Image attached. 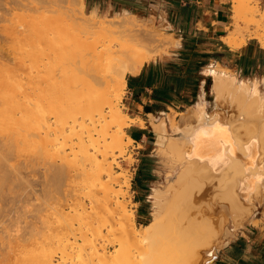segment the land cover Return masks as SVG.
I'll use <instances>...</instances> for the list:
<instances>
[{"label":"rangeland","instance_id":"obj_1","mask_svg":"<svg viewBox=\"0 0 264 264\" xmlns=\"http://www.w3.org/2000/svg\"><path fill=\"white\" fill-rule=\"evenodd\" d=\"M252 5L264 10V0H252ZM174 6L171 0H153L143 13L99 14L97 19L104 22L106 28L117 30L113 33L114 39L134 28L159 31L167 37L169 44L155 59L177 61L184 52L186 40L198 37H186L181 25L172 24L178 10L173 9ZM232 9L231 0V30L222 40L226 44L231 42L235 49L250 37L243 28L247 27L251 15L247 12L235 14ZM91 15L94 14L84 10V0H0V264H32L46 252L53 254L54 261L58 263L60 258L56 250L67 239L75 242L69 246L71 252L87 255L90 246L81 238V233L86 232V226L91 222L93 231H102L104 235V239L98 240L100 244L108 242L106 240L114 241L113 244L108 243L109 254H112L121 248V241L126 239L125 229L133 238L153 221V200L149 198L153 187L164 193L171 191L169 197L174 199L179 192L188 187L191 189V181L197 183L193 190L199 194L194 191V195H200L196 186L204 182V187H207L202 191L209 194L206 195L208 198L202 199V203L210 205L201 206L199 201L194 209V217L201 223L197 220L198 223L192 226L194 232L187 240L194 239L195 245L180 246L168 224H165L151 247L141 250L136 247L134 254L145 251L144 255L151 259L152 264H207L211 260H215L212 264H235L228 249L238 239L244 238L245 259H264L263 195L258 193L259 197L250 206L243 208L235 202H232L235 206H230L231 200L224 197L227 188L222 190L218 181L210 184L199 172L190 171V166L184 161L171 167L173 164L168 159L166 163V158L160 154V145L173 134L172 126H184L195 121L193 107L201 96L207 109L211 110V79L202 73L204 67L217 60L224 65L228 50L220 47L214 38L216 35L208 38L210 33L203 34L202 40L206 43L197 48L199 56L194 57V60L203 62L200 71L202 80L194 94L190 95L191 105L180 102L175 109H167L166 113L144 114L143 109L132 102L126 87L118 95H113L116 99L113 102L111 96H99V106L89 112L94 99L87 96L86 81L77 79L70 87L65 81L74 64H81L83 55L89 56L91 44L101 43L98 50L102 51L104 43H108L110 38L105 36L110 32L105 34L104 30L89 36ZM104 36L106 40L103 41ZM176 37L180 38L179 45L174 43L173 38ZM88 43H91L89 51L85 49ZM261 92L264 94V87ZM111 105L114 106V115L110 111ZM229 105L225 100L223 112H227L228 119L235 126L239 125L236 128L244 133L239 106L232 108ZM101 110L104 116L100 114ZM185 110L189 114L184 115ZM165 119L168 133L164 136L158 128L161 120ZM253 123L250 125L255 129L257 123ZM137 124L143 128L147 126L146 131L150 130L151 137L146 142L130 137L134 134L133 126ZM121 125L124 134L119 132ZM63 135L71 136L72 141L66 144ZM113 138L121 141L122 149L108 146ZM80 140L87 145L92 159L83 158L78 151ZM71 142L74 148L69 145ZM95 160L100 165H93ZM142 164L151 171L152 177H146L140 183L137 178ZM103 168H110L111 172H103ZM98 172L101 174L99 184L93 187L90 181L99 178ZM187 176L190 178L187 179ZM102 184L110 190L108 204L104 202V191L99 189ZM168 186L171 187L169 191L166 190ZM219 195L224 198L220 199ZM223 203L229 206L230 214L219 210L216 216L210 218L215 221H210L209 227L215 225L217 228L211 226V234L215 236L207 238L208 242H213L207 244L205 240L210 231L208 226V230L203 227V210ZM250 207L253 209L248 210ZM126 218L130 222L126 223ZM225 238L228 239L223 245Z\"/></svg>","mask_w":264,"mask_h":264},{"label":"bare ground","instance_id":"obj_2","mask_svg":"<svg viewBox=\"0 0 264 264\" xmlns=\"http://www.w3.org/2000/svg\"><path fill=\"white\" fill-rule=\"evenodd\" d=\"M232 1V11L235 14L247 12L251 15V19L247 23V27L243 28V31L249 34L250 37L260 41V43H262V46L264 47V10H261L258 6L252 5V0ZM91 19L90 20L92 21V26L88 28L89 36H94L102 30L105 31V34L106 32H110V34L108 35L103 34L107 37H110L108 38V43H104L102 51L98 50V46L101 43L97 45L91 44L92 42L88 43L86 45L87 48L85 47V49L88 50L90 44L92 45L90 46L89 54H87L89 50L85 51L84 49V51L89 56L83 55V59H80L81 64L80 62H76L78 64L77 65L74 62V67L70 69L71 72L67 77V81H65V83L67 82L69 87L71 86V83H73L77 79L82 78L86 81L88 90V95H86L90 96L91 99H94V101H92V106L88 108L89 112H93L97 109V107L99 106V96L101 95L111 96V101H115L116 99L113 95H118L127 87V75L139 74L142 71L143 67L148 62L154 60L155 56L161 52L162 48L166 47V45L169 44L166 36L152 28L143 30L134 28L126 35L114 39L113 33H116V29L106 28L105 23L97 19L96 14H94ZM96 26L101 27L96 28ZM105 36L103 41L106 40ZM173 39L174 43L176 45H179L180 38L176 37ZM246 41L247 40L244 39L238 47H242L246 43ZM227 44L230 47L233 46L231 42H228ZM82 54L78 56L81 58ZM89 64L90 66H88ZM228 71V69L219 64H210L204 67L205 76L211 79L209 92V97L211 99V110L207 109L208 106L204 102V97L201 96L200 101L194 104L193 107V116L195 118V121L189 122L184 126H172L173 134L171 135L170 139H168V141H166L165 143H162L159 148L160 154L164 158H166V163L168 159V161L173 164L170 165L171 167H175L184 161V163L190 166V171H195V173L199 172L202 178L208 180L210 184H212V181L214 182L216 180L219 182V186L222 190L227 188L225 196L224 193L223 196L228 200H231V204L232 202H235V205L237 203L238 206L240 205L241 207H243L252 205L254 203V199L259 195L258 193L262 194L264 197V94L259 88V82L250 84L249 82L241 81L235 75H230ZM203 84H205V81ZM82 93L84 94L83 91ZM115 97L117 98V96ZM117 99L120 98L118 97ZM224 99L231 105H229L230 107L239 106L240 115H238L240 116V120H242L244 133L242 132L243 130L241 131L239 128H236L237 125L235 126V123H233V121H230L228 119L227 112H223V103L225 101ZM110 111L111 114L114 115L115 110L113 105H111ZM100 114L104 116L102 110L100 111ZM186 114H189L188 110L184 111V115ZM161 121L162 122L159 125L158 129L161 135L165 136V134L168 133L167 120L165 119ZM255 121L257 124L254 125ZM252 122H254L253 125L256 126L255 129L251 127L252 125H250L252 124ZM237 127H239V125ZM198 130H200L199 134ZM119 132H121L122 134H124L125 132L122 125L119 128ZM63 138L66 144H68L69 141H72L71 136L63 135ZM129 139L132 140L130 137ZM69 145L71 146V148H74L73 142H71ZM108 146L118 150L122 149L123 147L121 141L117 138H113L111 144ZM77 147L83 158H86L88 160L92 159V156L89 154L88 147L84 143V141L80 140ZM94 163L95 164L93 165H100L97 160H95ZM103 169V172H111L110 168ZM98 174L99 178L97 177L96 179H93L92 182L89 180L91 186L93 187H95L100 180L101 174L99 172L97 173V175ZM188 178L190 177L187 176V179ZM204 179L202 180L204 181ZM190 180H192V178ZM174 184L176 183L174 182ZM174 184L171 185V187L175 186ZM178 184L181 185L180 183ZM187 184L186 186H188L189 184V186H192L191 189L188 187L182 192H179L178 190L177 192L179 193L176 194V197L174 199L169 197V193H171V191H169V189L171 188L169 187L170 184L166 189L167 191H169V193L167 191H165L167 193H164L158 187H153L152 192L149 195V198L153 200V221L147 224L142 230H140L138 236H135L133 238H130V232L125 229L124 234L126 236V239L124 241H121V248H118L114 253L109 254L108 249V243L113 244L114 241L106 240L108 242L100 244L98 240L100 238L104 239V235L102 231L94 232L92 222L89 221L91 222L88 223L89 226L87 225V227L85 225L87 228L86 232L83 231L84 233H81V238L83 237L82 239L85 241V243L90 246V250L88 251L87 255L84 254V256L82 253L77 254L74 251V253L71 252L69 246L75 244V242L67 239L64 243L60 244L56 250L58 251L60 258L58 263L54 261L55 257L53 254H46V252L43 255L39 256V259L36 262L34 261L35 263L32 262V264H152L151 259L144 255L145 251L144 253L143 251H140V253L138 251L137 255L134 254V249L136 247L139 249H142L146 246L151 247L154 243V239L158 236V234L162 232L164 227L163 225L165 224H168V227L172 232L171 234H174L175 236V239H173L180 246L182 245L185 247L186 245L188 247H192V245H195V242H193L194 239H191L189 242L187 239L189 235L194 232L192 231V226L198 220L196 216L194 217V215L196 214L194 209L199 201H201V206L202 204H205L202 203V199L205 197L208 198V196H206L208 192L206 193V191H202L205 187H207H204V182L200 183V185H197L198 187L196 186V188L199 189L198 192H200V195H197L199 194L196 192L197 190H193L195 188H193V186H195L197 183L193 184V182L191 181V183H189L188 185ZM206 185L209 186V184ZM230 185H232L231 188H229ZM100 188L104 191L105 194L104 202L106 201L105 203L108 204L110 190L105 184H102L99 189ZM194 191L197 193L196 195H194ZM223 196L220 197L219 195L220 199H223ZM215 203L216 201L214 202V204ZM233 205L234 204L230 206ZM201 206H198L199 210ZM206 206L210 205L208 204ZM208 209L203 210L204 223L202 224H204L203 227L205 226V229H207V226L209 227L211 223L210 221L213 220H211L210 218L216 216L219 210L220 212L222 210L226 215L230 214L229 206L226 203H223L221 205H214L210 210ZM252 209L251 207L250 209L248 208V210ZM230 211L232 212V209H230ZM198 215L199 214H197V216ZM127 218L124 219L126 223L130 222V220ZM222 219H224L223 216ZM214 221H212V223ZM211 226H214V228L216 227L215 225ZM211 226L209 227L210 235L208 234L205 240L207 244L211 242V240L209 242L207 240V238L211 239ZM203 227L201 226L202 229H204ZM214 228L212 230H214ZM215 231L213 232L216 233ZM225 235L227 236L228 234ZM214 236L212 235V238H214ZM227 239L228 238H225V240L222 242L223 245ZM83 248L85 247L83 246ZM212 261L213 260H211L210 262L212 263ZM210 262H207V264Z\"/></svg>","mask_w":264,"mask_h":264},{"label":"crops","instance_id":"obj_3","mask_svg":"<svg viewBox=\"0 0 264 264\" xmlns=\"http://www.w3.org/2000/svg\"><path fill=\"white\" fill-rule=\"evenodd\" d=\"M173 4L178 5L179 8L176 11L175 20L172 24L175 26L181 25L183 31L186 33V37L195 38L197 47L205 45V41L202 40L203 34L210 33L208 38H213L216 35L218 44L220 47H225L228 50L226 54L227 59L222 65L220 61H215L212 64H219L224 66L230 71V75H235L241 81L251 83L259 82L260 90L264 87V47L262 44L252 37H248L246 43L240 48H232L228 46L223 40V37H227L228 30H231L232 21H230V2L231 0H171ZM153 0H84V10L89 11L91 14H115V13H143L146 7L152 5ZM175 7V8H174ZM172 7L176 10V6ZM193 10V14L191 11ZM170 24V23H169ZM171 26V24H170ZM164 62L160 59H154L148 62L151 63ZM167 62V61H166ZM217 62V63H216ZM142 71L137 75H130L131 77H138ZM204 74V72L202 73ZM205 75V74H204ZM136 83V82H134ZM128 94L134 104H137L144 111L143 103L152 101L150 95L152 89H146L141 96L142 103L132 99L133 92L128 88ZM175 109V106H168V109ZM159 112H167L162 110ZM144 114H148L144 111ZM134 135L139 137L140 141H147L151 137L150 130L146 131L139 124L134 125ZM144 131L143 133L141 132ZM130 137L133 140L136 138ZM137 141V140H136ZM239 240V239H238ZM236 243V242H235ZM232 245L230 246V248ZM233 262L234 259L230 257ZM245 259V255L243 256Z\"/></svg>","mask_w":264,"mask_h":264},{"label":"trees","instance_id":"obj_4","mask_svg":"<svg viewBox=\"0 0 264 264\" xmlns=\"http://www.w3.org/2000/svg\"><path fill=\"white\" fill-rule=\"evenodd\" d=\"M175 6L176 9H179L178 5L175 4ZM196 42L198 40H186L184 52L179 60L151 63L143 67L142 73L138 77L128 76V88L133 92L132 99L135 101L142 103V94L146 92L147 88L152 89L150 95L152 101L143 103L146 113L167 110L168 106L176 107L180 102L191 105L190 95L194 94V90L199 87L202 80L200 71L203 62L194 60V57L199 56ZM141 132L144 131L141 130ZM131 136L139 139L137 135L131 134ZM146 177H152V173L142 164L139 168L137 181L143 183ZM245 242L246 240L241 238L228 249L235 264H264V259L261 258L257 260L243 259Z\"/></svg>","mask_w":264,"mask_h":264},{"label":"water","instance_id":"obj_5","mask_svg":"<svg viewBox=\"0 0 264 264\" xmlns=\"http://www.w3.org/2000/svg\"><path fill=\"white\" fill-rule=\"evenodd\" d=\"M213 261H215V260H213ZM213 261H212V263H213ZM211 262L210 263H208V264H212Z\"/></svg>","mask_w":264,"mask_h":264},{"label":"snow or ice","instance_id":"obj_6","mask_svg":"<svg viewBox=\"0 0 264 264\" xmlns=\"http://www.w3.org/2000/svg\"><path fill=\"white\" fill-rule=\"evenodd\" d=\"M200 130H198V134H199Z\"/></svg>","mask_w":264,"mask_h":264}]
</instances>
